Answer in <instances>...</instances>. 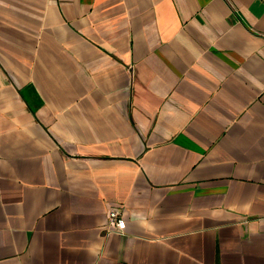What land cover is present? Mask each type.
<instances>
[{
  "label": "crops",
  "instance_id": "obj_1",
  "mask_svg": "<svg viewBox=\"0 0 264 264\" xmlns=\"http://www.w3.org/2000/svg\"><path fill=\"white\" fill-rule=\"evenodd\" d=\"M0 264H264V0H0Z\"/></svg>",
  "mask_w": 264,
  "mask_h": 264
},
{
  "label": "built area",
  "instance_id": "obj_2",
  "mask_svg": "<svg viewBox=\"0 0 264 264\" xmlns=\"http://www.w3.org/2000/svg\"><path fill=\"white\" fill-rule=\"evenodd\" d=\"M127 221L122 217V213L117 208H111L108 216V230L109 231H123L125 230Z\"/></svg>",
  "mask_w": 264,
  "mask_h": 264
}]
</instances>
